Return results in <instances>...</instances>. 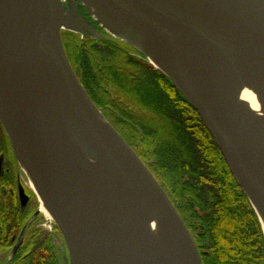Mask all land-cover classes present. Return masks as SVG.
Masks as SVG:
<instances>
[{
    "label": "water",
    "instance_id": "1",
    "mask_svg": "<svg viewBox=\"0 0 264 264\" xmlns=\"http://www.w3.org/2000/svg\"><path fill=\"white\" fill-rule=\"evenodd\" d=\"M89 1L122 36L97 18L94 22L145 59L140 43H156L161 68H155L203 119L264 223V147L241 130L232 86L233 76L241 77L247 52L264 84V0ZM90 24L86 31L106 37ZM61 30L55 0H0V83L32 190L60 231L69 263L153 264L124 232L110 203L76 160L77 150L107 169L135 202L171 229L182 264H203L163 186L86 92L67 58ZM0 121L22 170L11 133ZM20 198L22 204L27 200L21 186Z\"/></svg>",
    "mask_w": 264,
    "mask_h": 264
},
{
    "label": "trees",
    "instance_id": "2",
    "mask_svg": "<svg viewBox=\"0 0 264 264\" xmlns=\"http://www.w3.org/2000/svg\"><path fill=\"white\" fill-rule=\"evenodd\" d=\"M99 41L104 46L74 43V70L111 124L167 183L202 263L264 264L259 218L203 119L143 55L116 38ZM105 107L113 111L110 118ZM9 225L0 213L3 245ZM39 239L30 264H59L50 240L45 247Z\"/></svg>",
    "mask_w": 264,
    "mask_h": 264
},
{
    "label": "bare ground",
    "instance_id": "3",
    "mask_svg": "<svg viewBox=\"0 0 264 264\" xmlns=\"http://www.w3.org/2000/svg\"><path fill=\"white\" fill-rule=\"evenodd\" d=\"M81 1L108 31L122 36L120 31L108 21L92 2L89 0ZM55 4L61 28L66 29L68 26H74L75 22L71 15L63 11L62 1L55 0ZM138 47L144 52L146 59L154 67L161 68L157 46L153 40H144ZM254 65L252 57H250L248 52L245 53L242 57L241 77L237 79L233 76L232 86L239 106V125L241 130L246 134L250 142L259 143L264 147V84ZM0 118L11 133L18 162L27 178V184L34 190L33 183L24 164L17 131L6 103L1 83ZM74 155L87 176L110 203L122 224L124 232L142 248L151 259V262L153 264H182L180 246L171 229L157 216L149 214L135 202L107 169L88 159L77 150H74ZM39 209L50 217L48 210L41 202H39ZM262 228L264 230L263 222Z\"/></svg>",
    "mask_w": 264,
    "mask_h": 264
},
{
    "label": "flooded vegetation",
    "instance_id": "4",
    "mask_svg": "<svg viewBox=\"0 0 264 264\" xmlns=\"http://www.w3.org/2000/svg\"><path fill=\"white\" fill-rule=\"evenodd\" d=\"M5 136L0 121V213L7 223L13 225L9 230V235L5 237V245L0 243V264H30L31 257L36 253L37 237L40 238L39 246L46 247L47 239L41 236L40 227L35 225L36 219L40 217L39 212L34 210L33 204L30 205L33 197L22 179L20 169L12 154L7 153L4 147L6 144L9 148V143H5ZM20 186L27 196L24 204L20 198ZM33 215H35L33 221L24 234L20 235L23 226ZM65 263L68 264L67 260Z\"/></svg>",
    "mask_w": 264,
    "mask_h": 264
},
{
    "label": "rangeland",
    "instance_id": "5",
    "mask_svg": "<svg viewBox=\"0 0 264 264\" xmlns=\"http://www.w3.org/2000/svg\"><path fill=\"white\" fill-rule=\"evenodd\" d=\"M61 1L63 3L64 9L66 10V13L67 14H70L72 16L73 21L75 22V26L72 27L71 29H62L61 30V39H62V43H63V46H64V50L66 52L67 58H68V60H69V62L71 64V66H72V68L74 70L75 69V64H74L75 59H74V53H73V49H74L73 45H74V43H78L79 45H86V46L87 45H92V44L93 45L96 44L97 46H101V47L104 46L103 43H102V41H99L98 37H95L90 32L86 31L85 26L90 27L89 26L90 23L88 22L89 23L88 24L86 22L87 20H84L81 17L82 15H85V17H87V19L91 22L90 25L94 26L97 30H99L101 33H103L106 36L105 38H107V37L115 38V37H113L109 33H107L105 31V29H103L100 26V24L98 22H97L98 24H96L94 22V21H96V20H94L96 18L93 15H91L90 13L86 12L87 9L85 8V6H84V4H83V2L81 0H79V1H77V0H61ZM77 7H78V9H76ZM118 40H120V39H118ZM132 49L134 50L133 53L134 54H137L138 51H136L134 48H132ZM139 54H141V53H139ZM143 58L145 59V57H143ZM74 72H75V70H74ZM105 108H106V112L108 114V117L110 118L111 114H113V111L111 109H109L108 107H105ZM115 126H117V124ZM115 129H116V127H115ZM8 143H9V146H11L10 142H8ZM9 148H11V152H10V149ZM9 148H7V153L12 154L14 160L16 161V158H15L14 151H13L12 147H9ZM144 162H145V164L150 169V166L149 165H152V161H144ZM16 165L20 169L19 171L21 172L22 179L24 180L25 185L28 188V191L31 193V195L33 197L30 205L33 204L34 210H36V212H39L38 214L40 215V217L36 219L35 225H37L38 227H40L39 229H41V231H42L41 232L42 233L41 236L43 238H47V239L50 240L51 246H53L54 252H55L56 257H57L56 260H55L56 263L58 262L59 264H61V263L66 264L65 263L66 260L69 263L67 251L65 249V243H64V240L62 238V235H61L60 231L57 229L55 223L53 221L50 222L49 221L50 218L44 212H42L39 209V201H38L37 196L32 191V189L28 186V184H27V178L24 175V173L22 172V170H21L20 166L18 165L17 161H16ZM151 172H152V170H151ZM157 180L159 181L158 178H157ZM159 182H160V184L161 183L163 184V185L162 184L161 185L163 186V188L165 189V191L168 194L169 198L171 199V196H170L171 193H170V189L167 187V183L165 181L161 180V179H160ZM173 199H171L172 203H173ZM37 209H38V211H37ZM261 227H262V224H261ZM262 231L264 233L263 228H262Z\"/></svg>",
    "mask_w": 264,
    "mask_h": 264
}]
</instances>
